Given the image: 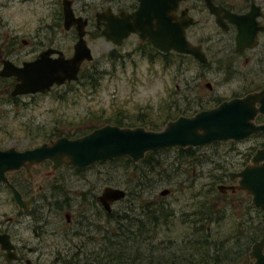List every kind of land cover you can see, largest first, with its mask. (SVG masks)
I'll return each mask as SVG.
<instances>
[{
    "label": "flooded vegetation",
    "instance_id": "af4514ba",
    "mask_svg": "<svg viewBox=\"0 0 264 264\" xmlns=\"http://www.w3.org/2000/svg\"><path fill=\"white\" fill-rule=\"evenodd\" d=\"M64 6L76 20L66 27ZM123 15L129 16L128 21ZM109 18L114 21L108 22ZM78 26L89 51L92 40L102 39L110 44L108 54H137L147 56L150 62L163 60L164 65L175 62L181 65L177 72H182L184 63L192 65L197 70L192 78L204 89L203 96L197 95L198 103L208 106L197 110L188 106L173 107L171 111H178L173 118L264 88V0H0V109L3 113L21 110L52 87L77 81L49 84L42 92L28 90L40 86L44 76L39 72L40 67L50 69L52 59L72 55ZM128 40L131 48L122 49ZM190 50L200 58L193 57ZM17 86L22 89L21 93L13 92ZM214 86H237L240 91L228 97L213 95L210 93ZM261 121L262 116L255 115L254 122ZM102 124L88 125L89 130L81 135ZM21 135L25 138L5 143L11 134L0 128V150L24 151L51 140L47 136L37 142L27 130ZM227 142L244 143L239 160L229 162L234 164V169L224 172L213 185V191L198 193L196 197V206L206 208L209 216L205 225L209 230V264H264V203L254 205L251 201L252 194L264 198V184L259 185L261 192H256L255 186L250 187L251 192L247 187L217 189V185L235 184L234 178L229 180L228 172L256 165L250 159L263 147L264 135L255 132ZM203 146L206 145L193 148ZM258 164L264 165V161ZM90 165L62 167H71L79 173L88 171ZM57 169L51 173V160L42 159L23 161L17 169L4 172L18 203L10 188L0 181V264H63L58 255L51 257V199L60 187L52 179ZM92 194V204L97 203L99 207L94 213L102 214L105 211L96 201L98 194ZM60 209L64 227L71 230L72 220L81 211L76 214L74 210Z\"/></svg>",
    "mask_w": 264,
    "mask_h": 264
},
{
    "label": "rangeland",
    "instance_id": "374dc122",
    "mask_svg": "<svg viewBox=\"0 0 264 264\" xmlns=\"http://www.w3.org/2000/svg\"><path fill=\"white\" fill-rule=\"evenodd\" d=\"M91 43L92 46L89 43V47L92 59L82 64L81 72L94 73L95 86L87 85L80 75L75 83L52 87L49 92L41 94L38 100L21 110L3 113L0 109L3 114L0 116V128L11 134L5 143L17 138L24 139L21 135L24 130L30 132V137H36L37 142L45 140L48 136L46 133L53 129L67 136L72 134L69 136L72 138L74 134L71 130L78 129L79 133H84L89 130L86 128L88 125L93 127L104 121L112 122L121 118L122 122L134 121L136 118L144 122L153 120L155 125L161 126L164 116L173 113V107L188 106L191 110H197L208 106L198 103L197 95L203 96L204 89L200 87L198 80L192 78L197 71L192 65L184 63L182 72H177L181 65L175 62L164 65L163 60L150 62L151 59L147 56L137 54H108V42L97 39ZM129 48L131 45L128 40L122 49ZM239 91L237 86H214L210 94L228 97ZM242 146V142L224 143L215 147L203 146L192 151L193 156L195 155L193 158L189 159L188 156L185 160L176 159V149L171 147L158 152L152 158L160 163L156 170L165 174V177L160 182L156 181L157 185H152L158 174L154 173L153 177L146 174L148 180L143 188L141 185H134L140 179L139 169L144 170L142 166L134 169L117 161L93 163L88 171L79 173L71 167L58 168L52 179L54 185L60 187L51 199V257L58 255L60 262L69 259L74 264H84L83 261L89 262L98 250V245L94 246L92 241L85 238L91 234L96 235L94 225L101 227L103 220L102 214H99V220L94 213L99 207L97 203L92 204V192L99 194L105 185L125 191L121 201L111 204L110 211L114 215L135 212L136 198H157L178 212L190 203L192 193L206 190L211 178L220 173V165L239 160ZM191 187L193 192L189 191ZM162 188L168 189V193L158 196L157 193ZM87 190H91V193L87 194ZM59 207L74 210L76 214L81 211L72 220L71 230L64 227ZM81 215L86 219L81 221L82 226H78ZM74 231L77 236L73 234ZM176 233L173 232V236ZM96 241L95 239L94 242ZM73 252L77 257L72 258Z\"/></svg>",
    "mask_w": 264,
    "mask_h": 264
},
{
    "label": "water",
    "instance_id": "95a60500",
    "mask_svg": "<svg viewBox=\"0 0 264 264\" xmlns=\"http://www.w3.org/2000/svg\"><path fill=\"white\" fill-rule=\"evenodd\" d=\"M63 14L65 27L76 21L72 17L70 9L65 6ZM123 16H125V21H128L129 16ZM109 17L113 16L110 14ZM113 21V18L108 19L110 23ZM79 27H76L77 41L74 44L72 55L67 58L58 56L52 59L50 69L48 66L40 67L39 72L44 74L40 86L28 90L42 92L49 84L59 85L64 81L76 79L79 65L92 58L82 38L83 31ZM103 35L105 38H109V35L104 32ZM190 51L193 57L200 58L197 52ZM40 64L41 62H39ZM13 92L21 93L22 89L17 86ZM257 114L262 116L260 123L254 122V117ZM255 132H261L264 135V88L241 97L222 100L211 108L195 111L191 115H178L165 121L157 130L146 129L142 126L120 127L106 123L75 138L64 136L51 138L32 149L15 151L13 148H7L0 150V181L10 188L13 198L18 203L17 194L7 183L4 172L17 169L23 161L49 159L51 160V173H53L55 169L62 166L86 167L115 156H125L136 162L142 159L145 153L159 148L196 147L215 141H238ZM260 160L264 161V145L261 149H257L250 159L252 163L256 164L255 166L228 172L229 180L234 178L235 184L217 185V189L242 190L247 187L251 192L250 187L255 186V191L261 192L259 185L264 184V173H262L264 165H257ZM166 193H168V189L163 188L157 194L161 196ZM124 196L123 189L104 186L96 196V201L105 212H109L111 203ZM251 201L254 205H260L264 203V198H257L252 194Z\"/></svg>",
    "mask_w": 264,
    "mask_h": 264
},
{
    "label": "trees",
    "instance_id": "16d2710c",
    "mask_svg": "<svg viewBox=\"0 0 264 264\" xmlns=\"http://www.w3.org/2000/svg\"><path fill=\"white\" fill-rule=\"evenodd\" d=\"M80 75L85 79L87 85L95 86L94 73L92 75L89 72L86 74L80 71L78 77ZM176 113L178 111L167 113L163 118L162 124L166 120L173 118ZM122 120L121 118L112 122L104 121L103 123L126 126L138 124L153 130L160 127L155 125L153 120L148 122L141 121L139 118L128 122H122ZM71 131L74 137L82 134V132L79 133L78 129ZM46 135L51 138L67 136V134L55 131V129L47 132ZM68 135L72 136V134ZM224 143L231 144V142L228 143L227 141H216L206 146L215 147ZM171 148L176 149L175 156L178 160L181 158L185 160L188 156L191 159L195 156H193L192 151L196 148ZM167 149H170V147L147 152L137 162H132L125 156H115L101 162L120 161L134 167V169L140 166L144 167V170L139 169V180L141 182L138 180L134 183V185H141V188H143L147 184L148 174L151 176L154 173L158 174L153 181L151 180L152 185H157V182L162 181L165 177V174L162 175L156 170L160 167V163L153 159L152 156ZM232 169H234V164L232 163L220 165V173L211 178L206 190L192 193L190 203L186 204L178 212L172 206L164 205L157 198L150 200L147 198H141L140 200L136 198V209L135 212L130 210L131 214L121 212L116 216L112 212H103L101 227L97 224L94 225L96 235L91 234L85 237L92 241L94 246L98 245L99 248L89 259V262L83 261L84 264H209V233L205 229V225L209 222V216L206 208L203 206L198 208L196 206V197L198 193L213 191V185L217 180L220 179L225 171ZM165 180H168V178ZM189 191L193 192V187L189 188ZM134 195L139 197L137 193H134ZM91 200L94 202V195H91ZM101 217L96 215L99 220ZM84 219L86 218L81 215L80 221L77 222L78 226H82L81 221ZM85 224L87 225L88 223L85 221ZM173 232L177 233L173 236ZM87 233H89L88 229ZM73 234L78 235L76 231ZM95 239L97 240L96 242H94ZM74 252L72 258L77 257V254L74 256ZM63 264H74V261H63Z\"/></svg>",
    "mask_w": 264,
    "mask_h": 264
}]
</instances>
